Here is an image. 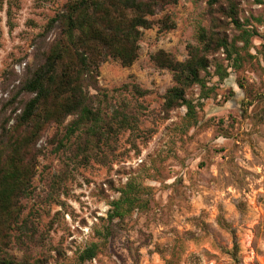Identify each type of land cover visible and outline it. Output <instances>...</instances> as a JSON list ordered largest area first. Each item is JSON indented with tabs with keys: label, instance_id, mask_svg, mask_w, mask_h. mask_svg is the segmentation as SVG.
<instances>
[{
	"label": "rangeland",
	"instance_id": "rangeland-1",
	"mask_svg": "<svg viewBox=\"0 0 264 264\" xmlns=\"http://www.w3.org/2000/svg\"><path fill=\"white\" fill-rule=\"evenodd\" d=\"M65 1L0 0V103L12 86L6 73L21 75L35 37ZM205 1L178 0L158 13L155 20L168 14L174 28L143 30L130 67L112 60L100 66L105 108L129 102L137 109V132L119 133L103 148L106 158L88 164L51 151L46 140L53 128L38 143L43 155L23 214L37 226L36 255L42 253L46 264H73L91 243L99 252L84 264H264V0H241L239 19L256 36L240 51V66L229 69L219 53L228 77L206 78L208 98H201L199 86L186 92L195 120L187 121L184 108L166 118L160 111L171 74L150 56L162 50L184 60L198 27L206 26ZM133 84L147 94L123 88ZM128 181L144 187V204L114 221L105 239L110 202ZM11 252L21 257L17 248Z\"/></svg>",
	"mask_w": 264,
	"mask_h": 264
},
{
	"label": "trees",
	"instance_id": "trees-1",
	"mask_svg": "<svg viewBox=\"0 0 264 264\" xmlns=\"http://www.w3.org/2000/svg\"><path fill=\"white\" fill-rule=\"evenodd\" d=\"M177 1L66 0L35 37L30 62L21 75L12 69L6 73L12 86L6 89V102L0 103V264H46L42 253L36 255L41 248L37 226L23 212L24 202L34 195L33 178L43 155L38 143L47 130L54 129L46 140L53 153L82 164L105 159L103 148L108 149L119 133L129 131L132 136L138 131L137 109H130L129 102L105 108L106 91L97 83L99 68L109 60L130 67L138 57L143 30L174 28L168 14L159 20L154 17ZM240 4L241 0H206V26H199L195 43L186 46V58L178 61L162 50L150 56L158 69L171 74L172 85L160 107L164 118L184 108L187 121L195 120V106L186 92L199 86L201 98H208L211 89L206 78L228 77L215 55L223 54L229 69L240 66V51L256 36L240 21ZM233 32L237 34L230 36ZM123 88L137 97L147 94L134 84ZM145 132L148 138L153 131ZM117 192L102 229L105 239L114 221L144 204V187L138 182L128 181ZM14 248L21 252L20 258L11 252ZM98 252L99 245L91 243L73 264L92 261Z\"/></svg>",
	"mask_w": 264,
	"mask_h": 264
}]
</instances>
